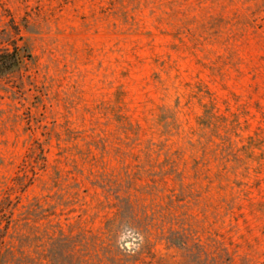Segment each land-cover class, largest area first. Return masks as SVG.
Instances as JSON below:
<instances>
[{
    "label": "rangeland",
    "instance_id": "374dc122",
    "mask_svg": "<svg viewBox=\"0 0 264 264\" xmlns=\"http://www.w3.org/2000/svg\"><path fill=\"white\" fill-rule=\"evenodd\" d=\"M0 264H264V0H0Z\"/></svg>",
    "mask_w": 264,
    "mask_h": 264
}]
</instances>
